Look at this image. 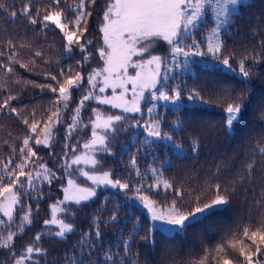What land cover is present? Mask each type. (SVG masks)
I'll list each match as a JSON object with an SVG mask.
<instances>
[{"label": "trees", "instance_id": "trees-1", "mask_svg": "<svg viewBox=\"0 0 264 264\" xmlns=\"http://www.w3.org/2000/svg\"><path fill=\"white\" fill-rule=\"evenodd\" d=\"M79 2L80 0H62V4L70 8H76ZM0 3L17 11V17L13 20L10 12L0 9V52L5 53L0 55V62L13 65L11 74L0 69V103L6 95H14L17 99L11 102L12 106L20 112V116H0V161L6 162L10 158L11 148L16 146L18 150L27 134L23 119L31 121L34 111L36 119H46L52 110L51 100L54 94L48 88L42 89L40 85L55 82L46 78L45 73L56 74V68L59 66L65 69L69 65L78 67L76 61L81 60L84 54L74 49L72 58L65 59L64 42L58 30L50 26L52 30L45 36L36 30L39 25L32 26L27 17L20 14L25 4L33 11L43 10L49 6L50 0H0ZM108 3L109 0H95L94 3L85 0V11L91 12L84 21L87 28L85 38L93 42L88 46L92 55L83 67L85 76L94 67L98 69L103 65L97 49L103 44L100 28ZM233 19L234 26L224 34L227 48L224 55L232 57L230 67L226 70L220 67L205 69L193 65L194 78L189 74H178L171 84L173 87L185 89L181 96L182 111L179 116L169 108L158 112L163 121L161 131L171 135L173 142L181 145L186 155L178 157L171 148L166 151L162 142L157 143L151 151L147 147L136 151L134 146L137 142H143L141 133L134 143L129 136L113 140V154H100L102 161L114 171L119 170L120 158L126 159L129 165L135 156L136 170L134 173H128L131 176L138 173L136 177H141L150 168L160 169L163 180L172 184L173 188L166 190L161 183L156 190L147 191L146 194L156 205L171 206L175 200L180 210L188 211L198 199L200 202L208 200L213 194L215 183H220L221 187L228 188L233 197L230 209L222 215L204 220L202 224L189 229L183 235L157 232L153 248L143 238L149 234L150 221L145 212L130 201L132 194H135L133 189L140 183L124 181L129 182L128 190L116 193L106 189L98 192L95 199L88 203L69 205L71 213H58L59 219L72 223L74 233L69 234L67 241L53 236L52 233L57 230L56 226H45L44 221L51 219L52 203L63 199L62 186L67 185L68 179L63 167L65 152L71 157V146L77 145L76 154L83 153L86 151L83 149V143L91 138V125L88 122L84 132L75 129L71 138L66 140L70 124L66 114L63 117L68 124L64 126V123H61L55 129L50 147L41 146L35 149L39 161L55 172L58 179H53L51 185L43 183L39 186V190L43 192L42 199L30 200L25 197V205L30 204L32 208L30 223L21 224L20 217L24 213L17 207L11 225V230L16 232V236L10 245L17 253L22 254L29 245H33L40 247L45 253L43 256L34 257L38 264H68L66 253L70 254L74 248L78 251L80 245L76 241L83 233L94 231L95 225L99 223L101 238L96 240V245L101 259L107 252H111L119 260H127L128 264H136L137 261L138 264H200L201 261L204 264H217L215 250L219 245L227 243L235 234L242 235L244 227L258 225L264 219V203L257 202L264 197V159L258 155L259 148L264 146V48L260 44V41H264V0H246L245 6L239 9V14H233ZM209 28L210 25L203 24L197 38L202 39ZM9 40L16 45V59L19 62L8 60L7 53L13 50L7 43ZM21 45L24 46L20 47ZM37 50L42 52V56L34 55ZM167 51L165 43L162 42L158 43L154 54L164 56ZM245 55H249V60L245 62L246 70L254 69L252 76L247 79V84L239 69L240 61ZM251 56H256L258 62L252 63ZM45 60L48 63H45ZM20 64H26L27 67H20ZM190 89L199 90L203 99L189 101L187 90ZM222 92H230L233 95L243 93L245 98L243 125L232 134H227L225 128L226 113L224 106L219 102ZM73 94L75 99H81L83 96V93L77 90H74ZM78 94H81V97H76ZM143 104L145 102L141 103L142 107ZM97 105L98 103L93 101V106ZM87 114L83 115L85 119H94V116L87 117ZM178 120L182 122L184 130L175 134L170 129ZM197 140L198 147L193 150L190 145ZM66 144L68 148L65 147ZM122 146H125L123 152ZM166 160L170 163L160 167ZM249 163L253 165V174L246 177ZM30 167L36 169L38 164L33 163ZM79 167L84 166L81 164ZM121 174H127L125 169L122 168L119 175ZM177 192H180V195H177ZM114 209L118 218L115 226H109L112 223L110 214ZM97 217L99 219H96ZM4 219L7 220L6 217ZM134 228L138 229V235H131ZM7 235L8 231L0 226V244ZM37 235H41L40 241L35 240ZM121 237L124 241L134 240L131 252L120 250ZM256 258L264 259V256ZM11 260L9 250L0 248V264H11Z\"/></svg>", "mask_w": 264, "mask_h": 264}, {"label": "snow or ice", "instance_id": "snow-or-ice-1", "mask_svg": "<svg viewBox=\"0 0 264 264\" xmlns=\"http://www.w3.org/2000/svg\"><path fill=\"white\" fill-rule=\"evenodd\" d=\"M92 3L95 0H91ZM231 5V9H229ZM245 6V0H109L103 14V23L100 28L102 34V46L97 49L103 67L92 69L85 76L83 74L84 64L88 62L92 53L88 51V46L93 42L85 38L87 28L85 18L91 12L85 11V0H80L76 8H70L62 4V0H50L48 7L41 9L32 8L25 4L21 10V15L27 17L32 26L39 27L38 32L45 36L54 26L61 35L65 59H71L74 49L83 53L81 60L76 61L78 67L69 65L67 69L63 66L56 68V74L46 72V78H50L54 84H43L40 87L48 88L54 94L51 104L53 106L46 119H36L35 111L32 113L31 121L23 119V124L27 127V134L22 140L18 150L16 146L11 148L10 158L0 161V226H3L8 235L0 244V248H7L12 257L11 264H38L34 259L37 256L45 255L40 247L29 245L25 251L17 253L10 245L16 236V232L11 230L14 222V213L17 207L24 215L20 217V222L31 221V205H25V197L28 199L40 200L43 198L42 190L39 186L43 183L51 185L53 179H58L56 173L39 161L38 152L35 150L41 146L50 147L55 127L61 123V108L68 110L72 101L74 90L83 93L82 99L77 107L72 109V123L68 125V135L65 139L71 138L72 131L76 125L81 123L79 120L80 111L86 101L96 100L100 105H108L112 109H119L120 113L111 112L101 114L97 109H93L94 119L89 121L91 125V138L83 143L84 154H76L77 145H72L69 157L65 152L63 165L67 179V185L62 186L63 199L56 201L51 207V219L45 220L44 225H54L57 230L53 236L62 241H67L69 234L74 233L71 222L59 219L58 212L71 213L69 205H82L84 202L92 200L97 195V189L110 187L125 191L129 189V182H121L119 177L113 178L109 171H103L102 156L100 154L112 155L111 142L116 140L121 131H126L124 123L128 119L126 114H133L134 127L143 128L147 139L143 142L138 141L135 145L136 151L148 148L150 151L155 149L157 141L166 142L164 147L169 148L175 155L183 156L181 145L175 144L172 136L161 131L163 121L157 114L152 118V113L157 108L154 101H163L171 106V110L177 116L183 109L181 103L183 88L173 87L170 81L175 79L169 73L179 68L184 72L195 77L192 66L199 63L205 69H213L215 64H209L207 60L196 61L194 57H209L217 61L219 65L230 67L231 56H225L227 51L224 43V34L234 26L233 14L238 15L239 9ZM0 9L10 12L13 20L17 17L14 8H6L0 3ZM206 9H211L214 16V26L210 29V34L203 39L197 40L195 36L203 27L202 21L207 19ZM259 41L260 38L256 37ZM163 41L168 45L170 55L161 57L154 54L158 42ZM46 42V41H45ZM13 50L8 55L9 62H19L16 57V45L11 40L7 41ZM264 48V41H260ZM21 45L20 47H23ZM5 53L0 52V55ZM34 55L42 56V52L37 50ZM137 57L138 59H133ZM249 60V55H245L240 61L239 69L242 77L250 78L254 69L245 68V62ZM252 63H256L257 57L251 56ZM45 63H48L45 60ZM171 64V68L164 67ZM20 67H27L20 64ZM164 67L163 75L161 74ZM136 69L134 74H130L129 69ZM0 69L7 73H13L12 63L0 62ZM111 90L110 96L101 95ZM187 99H203L200 91L190 89ZM145 92L149 93V98L142 107L141 101H145ZM131 93V99H129ZM222 99L219 101L224 106L226 113L225 128L227 134H232L234 130L243 125L245 113V98L243 93L233 95L230 92L220 93ZM17 97L11 94L5 96L0 103V116L6 118L10 115L20 116L19 110L12 106V101ZM151 105V106H149ZM147 112L149 121L136 119L135 114ZM84 127H88L87 124ZM183 124L179 120L170 129L171 132L178 134L183 131ZM7 143V141H6ZM35 146V147H34ZM66 148L69 146L66 144ZM195 150L198 147V140L190 145ZM131 151V149H130ZM18 152V154H17ZM123 152V150H122ZM258 155L264 159V146L259 148ZM13 157L15 159H13ZM158 159V158H157ZM155 162V160H154ZM38 164V168L33 169L31 164ZM164 161L161 164H169ZM81 164L91 170L79 167ZM131 165L136 168V158L133 156ZM77 166V167H73ZM245 176L253 174V165H247ZM153 175H157V170L152 169ZM82 176L91 186L77 183L72 178L76 174ZM138 174V173H137ZM167 189L173 185L166 180H158L155 185L160 184ZM143 207L151 214V225L149 234L143 238L155 248V235L157 232L168 233L170 235H183L189 229L202 224L204 220L222 215L228 211L232 203V195L228 188L221 187L220 183H215L212 196L200 202L199 199L188 211H182L177 207L174 200L167 211H158L154 200L141 192V188L133 189ZM35 194V195H34ZM180 195V192H177ZM264 203V197L257 201ZM63 205V207H61ZM7 218L5 220L4 218ZM117 211L114 209L110 214L111 225L115 226L117 221ZM96 219H99L98 217ZM127 227V225H125ZM22 231V229H21ZM138 229H133L131 235H138ZM93 236L95 239H93ZM101 238L100 224L95 225L94 231L83 233L76 241L80 245L79 250L75 248L70 254L66 253L65 259L68 264H128L127 260H119L115 254L107 252L103 259L98 256L96 240ZM42 239L41 235L35 237L36 241ZM134 240L124 241L121 237L120 250L127 253L131 252ZM102 247V244L100 245ZM217 264H264V259L256 258L264 256V219L258 225L244 227L242 235L235 234L227 243L221 244L216 248ZM235 254V255H234ZM69 255L71 258L69 259ZM138 264V261L136 262ZM200 264H204L203 261Z\"/></svg>", "mask_w": 264, "mask_h": 264}, {"label": "rangeland", "instance_id": "rangeland-1", "mask_svg": "<svg viewBox=\"0 0 264 264\" xmlns=\"http://www.w3.org/2000/svg\"><path fill=\"white\" fill-rule=\"evenodd\" d=\"M231 7L232 6L229 5V9H231ZM206 13H207V19L202 21V24H205L207 26L210 25V28L206 32V34L204 35L203 38H205L207 35L210 34V29H211V27L214 26V16H213V13H212L211 9H206ZM195 38L196 39H201L199 37L197 38V35L195 36ZM162 42L163 41H160L158 43L161 44ZM157 47H158V44L156 45L155 48H157ZM165 47L167 48L168 51H167V53L164 56H161V57H168L170 55V50H169L168 45L165 44ZM156 55H158V54H156ZM133 59L135 60V59H138V58L137 57H133ZM193 59H195L196 61H200L201 59H205V60L208 61L209 64H215L216 67H220V68H222L224 70L228 69L227 67L219 65V63L217 61L211 60L209 57H204V58L194 57ZM195 65L201 66L199 63H197ZM102 67H103V65H102ZM164 67L171 68V64L169 63V64L165 65ZM164 67H162V70H161V74L162 75H163V72H164ZM94 69H96V68L94 67ZM135 71H136V69H132V68L129 69L130 74H134ZM183 73L188 74V73L184 72L182 69L177 68L174 71L170 72L169 75L177 77L178 74H183ZM172 80L170 81V83H172ZM101 95L110 96L111 95V90L109 89L108 91H106L104 94H101ZM73 96H74V94H73ZM76 97H81V94H78V96H76ZM128 98L131 99V93H129V97ZM148 98H149V93L145 92V101H141V103L142 102H146L148 100ZM81 99H79V98L75 99V98L72 97V101L70 102L68 110H65L64 108H61V123H64V126H65V124L66 125L68 124V121L65 120L66 118L63 117V116H66V114H68V120L70 119V124H71L72 123V116L74 114L72 109L77 107V104H78V102ZM75 101H76V103H75ZM93 101L96 102V100H94V99L86 101L85 104H84V107L80 111L79 120L81 121V123L77 124L76 128H75V129H78V132H84L85 131L86 127H84V125L87 124L89 121L87 119H85L83 117V115H86V113H88L87 117L94 116L93 111H92L94 108L97 109L101 114L111 113V112L120 113L119 109H112L108 105H100V104H98L97 106H93ZM153 103H156L158 105L157 108L152 113V118L153 119L156 117V115L158 114V112L160 110H162L164 112L165 109H168V108L171 109V106L170 105H166L165 102H163V101H158V102L154 101ZM72 105H74V106L71 107ZM149 106H151V105H149ZM52 108H53V106H51V109ZM70 114H71V117H70ZM126 115L128 116V119L124 123V128L126 129V131H121V133H120L118 138L121 139L120 137H122V136H129V137H131V141L134 143L135 140H136V137L138 136V134L141 133L143 135V141H144V139L146 140L147 136H146V133L143 131V128L142 127L141 128H136V127L133 126L134 125V120L132 119L133 114L129 113V114H126ZM135 116H136V119H142L145 122L149 121V116H148L146 110H145L143 116H141V114H135ZM85 121H86V123H85ZM58 126H56L55 129ZM133 131H134V133L132 134L131 132H133ZM114 142H111L112 153H113V150L115 148ZM159 142H162L163 144L166 143L164 141H157L156 144L159 143ZM121 149L124 151L125 150V146H122ZM84 153H85V151L83 153H80V154H84ZM102 164H103L102 170L103 171H109L111 174H113V178L118 176L119 179L121 180V182H124V181H136V182L140 183V185L136 186V188L140 187L141 188V192L144 195H147L146 194L147 191L156 190L158 187H150V186L151 185H155L158 180H161V181L163 180V177H162V174L160 172V169H156V168H150L149 171H147L146 174H143L141 177H136L137 174H134V176H131L128 173H132V172L134 173L136 168L132 167L131 162L128 165V163H126V159L125 160H121V158H120V160H119V168H118L119 170H117V171H114L111 167H109V165L106 162L104 163V161H102ZM161 164H160V167H161ZM82 165L84 166L83 168L85 170H91L89 167L85 166L84 164H82ZM122 168L125 169L127 174L119 175V173H121V171H122ZM126 168H127V170H126ZM152 169H156L157 170V175H153ZM72 178L76 179L77 183L81 184L82 186H84V185L91 186L90 182L86 181L82 176H79L78 173L75 176H73ZM106 189L111 190L112 192H116V193L120 192L119 189H113V188H110V187H101V188L97 189V194H98V192H102V191H104ZM132 196L133 197L130 198V201L133 202L134 204H136L138 207H140L145 212V214L148 217V219L150 221V224H151L152 223L151 222V214L148 212V210L146 208L143 207V204L138 199H136V193L132 194ZM94 199H95V197L92 200H94ZM92 200H90V201H92ZM90 201H88V202H90ZM88 202H84V203H88ZM54 203L55 202H53L52 204H54ZM61 207H63V205ZM156 208H157L158 211H167L170 208V206H160V205L157 204ZM58 213H60V212H58Z\"/></svg>", "mask_w": 264, "mask_h": 264}]
</instances>
